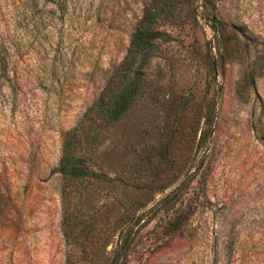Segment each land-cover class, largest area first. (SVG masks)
<instances>
[{
  "label": "rangeland",
  "instance_id": "374dc122",
  "mask_svg": "<svg viewBox=\"0 0 264 264\" xmlns=\"http://www.w3.org/2000/svg\"><path fill=\"white\" fill-rule=\"evenodd\" d=\"M0 264H264V0H0Z\"/></svg>",
  "mask_w": 264,
  "mask_h": 264
},
{
  "label": "trees",
  "instance_id": "16d2710c",
  "mask_svg": "<svg viewBox=\"0 0 264 264\" xmlns=\"http://www.w3.org/2000/svg\"><path fill=\"white\" fill-rule=\"evenodd\" d=\"M152 19L153 15L150 13L143 15L141 22L132 34L125 56L110 79L104 96L99 102L109 120H116L121 117L136 98L140 88V72L138 68L131 72L132 65L136 59L140 65L148 61L155 40L161 35L159 30L151 27ZM57 171L70 177H101L97 172L88 170L83 164L82 158L71 156L66 145L59 160Z\"/></svg>",
  "mask_w": 264,
  "mask_h": 264
}]
</instances>
